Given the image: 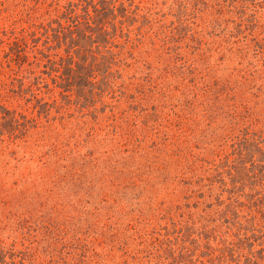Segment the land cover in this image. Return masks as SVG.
<instances>
[{"label": "rangeland", "instance_id": "rangeland-1", "mask_svg": "<svg viewBox=\"0 0 264 264\" xmlns=\"http://www.w3.org/2000/svg\"><path fill=\"white\" fill-rule=\"evenodd\" d=\"M86 1L0 0V264H264V179L230 181L264 164V0H108L64 91L42 44Z\"/></svg>", "mask_w": 264, "mask_h": 264}, {"label": "trees", "instance_id": "trees-1", "mask_svg": "<svg viewBox=\"0 0 264 264\" xmlns=\"http://www.w3.org/2000/svg\"><path fill=\"white\" fill-rule=\"evenodd\" d=\"M119 6L114 7L112 2L108 0H99L97 3H92L86 1L85 5L82 7L81 14H76L72 9L65 13V18L67 23L58 22L56 28L52 27L50 29V35H47L43 41V46L46 49H59L63 47V51L66 53L65 57L58 56V61L47 56L46 66L49 70L42 71L50 75L52 71L57 72L58 68L61 67L62 71L58 75L60 82L57 83L58 87L63 88L64 91L70 90V87L76 83V78H82L84 73L91 72L94 67L110 63L111 57L105 56V54H97L101 51L100 47H105L108 43H113L114 35L117 31V26L115 22L122 24L126 20V11L124 8L119 9V14L123 19H116L115 10H118ZM76 14V15H74ZM109 28V29H108ZM51 38V39H49ZM51 42V43H50ZM57 56V53H53ZM79 61L81 63L79 64ZM73 65L81 69V73L76 75ZM83 73V75H82ZM84 75V76H85ZM55 82V79L52 78ZM21 118H24L21 116ZM11 121H18L13 116H11ZM27 120L24 119L21 123L22 127L25 126ZM16 129L10 130V134L14 135ZM15 136V135H14ZM264 164H259L256 171H244L241 169H235V174L237 173L236 179L235 175L230 181L234 185L239 184L240 187L245 186L246 181L249 180L257 181L258 179H264ZM240 173V174H238ZM237 182V183H236ZM251 184V182H249Z\"/></svg>", "mask_w": 264, "mask_h": 264}]
</instances>
